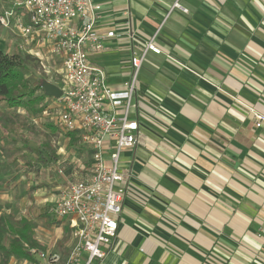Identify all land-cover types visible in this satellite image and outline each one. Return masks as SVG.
<instances>
[{
    "label": "crops",
    "instance_id": "obj_1",
    "mask_svg": "<svg viewBox=\"0 0 264 264\" xmlns=\"http://www.w3.org/2000/svg\"><path fill=\"white\" fill-rule=\"evenodd\" d=\"M94 2L104 50L91 62L111 89L148 40L161 54L137 74L131 117L144 139L120 156L130 179L117 233L93 264H264V123L252 114L264 116V0ZM65 136L55 143L76 139Z\"/></svg>",
    "mask_w": 264,
    "mask_h": 264
},
{
    "label": "built area",
    "instance_id": "obj_2",
    "mask_svg": "<svg viewBox=\"0 0 264 264\" xmlns=\"http://www.w3.org/2000/svg\"><path fill=\"white\" fill-rule=\"evenodd\" d=\"M173 8L187 12L176 2ZM100 9L94 0H22L0 11V28L14 29L25 41L39 39L59 61L58 125L91 151L90 168L75 167L72 179L59 188L51 210L53 217L67 221L72 240L69 254L61 261L57 255L31 250L41 264H93L104 258L117 233L130 179L121 168L120 156L144 139L131 117L136 79L145 55H159L161 50L154 38L148 40L142 53L130 60L131 79L119 90L111 89L104 70L91 62L92 56L104 50V38L95 28ZM252 114L254 126L261 127L264 116ZM78 171L86 174L76 179Z\"/></svg>",
    "mask_w": 264,
    "mask_h": 264
},
{
    "label": "rangeland",
    "instance_id": "obj_3",
    "mask_svg": "<svg viewBox=\"0 0 264 264\" xmlns=\"http://www.w3.org/2000/svg\"><path fill=\"white\" fill-rule=\"evenodd\" d=\"M13 1L0 0V11L11 9ZM36 42L37 45L32 44ZM0 48L6 55L21 57V72L31 87L45 83L58 88L62 85L60 63L39 39L25 41L14 29L0 28ZM41 94L40 88L36 95ZM60 112L59 104L51 98L32 110L9 109L0 102V217L4 216L13 225L26 219L33 226L36 242H41L42 249L37 252L59 254L65 258L70 245L67 228L58 221L59 218L49 216L58 192L54 188L63 182L58 172L68 174L69 169L80 162L81 170L87 171L92 159L91 151L79 148L78 143L68 142V139L59 146L55 143L58 138H68L58 125ZM53 155L58 159L55 160ZM58 160L59 164H56ZM8 241L6 237V246ZM21 263L22 260L16 258H10L8 262Z\"/></svg>",
    "mask_w": 264,
    "mask_h": 264
},
{
    "label": "trees",
    "instance_id": "obj_4",
    "mask_svg": "<svg viewBox=\"0 0 264 264\" xmlns=\"http://www.w3.org/2000/svg\"><path fill=\"white\" fill-rule=\"evenodd\" d=\"M22 68L23 61L19 55H6L0 48V102H4L9 109L32 110L49 98L44 93L36 95L41 85L31 87L21 72ZM71 142L76 143L73 136ZM53 157L57 159L55 155ZM6 237L9 238L7 246L4 244ZM40 248L42 249L33 236V226L29 221L21 219L13 225L4 216L0 217V264H8L10 258L35 262L30 251Z\"/></svg>",
    "mask_w": 264,
    "mask_h": 264
},
{
    "label": "water",
    "instance_id": "obj_5",
    "mask_svg": "<svg viewBox=\"0 0 264 264\" xmlns=\"http://www.w3.org/2000/svg\"><path fill=\"white\" fill-rule=\"evenodd\" d=\"M41 89L43 90L44 96L47 98L58 100L61 96L60 89L52 84H42Z\"/></svg>",
    "mask_w": 264,
    "mask_h": 264
}]
</instances>
